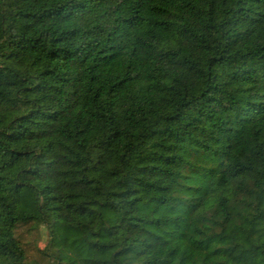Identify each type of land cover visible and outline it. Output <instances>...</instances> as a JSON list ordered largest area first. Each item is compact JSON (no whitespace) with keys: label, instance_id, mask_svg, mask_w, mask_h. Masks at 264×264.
<instances>
[{"label":"trees","instance_id":"trees-1","mask_svg":"<svg viewBox=\"0 0 264 264\" xmlns=\"http://www.w3.org/2000/svg\"><path fill=\"white\" fill-rule=\"evenodd\" d=\"M0 264H264V0H0Z\"/></svg>","mask_w":264,"mask_h":264},{"label":"rangeland","instance_id":"rangeland-1","mask_svg":"<svg viewBox=\"0 0 264 264\" xmlns=\"http://www.w3.org/2000/svg\"><path fill=\"white\" fill-rule=\"evenodd\" d=\"M43 237H44V234L42 233Z\"/></svg>","mask_w":264,"mask_h":264}]
</instances>
